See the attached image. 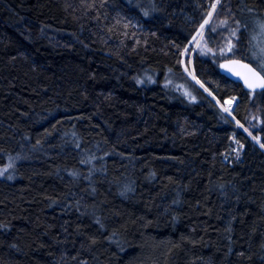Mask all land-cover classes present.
<instances>
[{
  "label": "trees",
  "instance_id": "1",
  "mask_svg": "<svg viewBox=\"0 0 264 264\" xmlns=\"http://www.w3.org/2000/svg\"><path fill=\"white\" fill-rule=\"evenodd\" d=\"M212 3L0 0V264H264V92L183 67L264 0Z\"/></svg>",
  "mask_w": 264,
  "mask_h": 264
},
{
  "label": "snow or ice",
  "instance_id": "2",
  "mask_svg": "<svg viewBox=\"0 0 264 264\" xmlns=\"http://www.w3.org/2000/svg\"><path fill=\"white\" fill-rule=\"evenodd\" d=\"M152 7H155V5H152ZM217 7L215 0H213V3L211 4V9L208 11L207 16L204 18V22L200 25V28L203 29L204 24L208 22V18L213 15L212 10ZM142 11L145 15H148V8H143ZM227 17L223 19L222 22H227ZM235 24L240 25V21L236 20ZM246 27V25H245ZM259 29L260 34H264V20L259 21ZM232 36L236 35V30L234 29L231 33ZM234 49V45L231 39H228L227 41V47L220 48L219 51L221 53H224L227 51L230 56L227 59L221 60V67L226 68L232 72H234L237 76H240L243 78L244 83L248 86L249 89H256L261 88L264 89V45H261L259 48V51H253V55L257 57L259 60V68L260 70H257V67H253L252 63H246L244 59L238 58ZM209 51H212V49H209ZM190 75H193L194 79H199L194 75V73H189ZM137 82H140L139 80ZM191 99H195V96H192L191 93H188ZM223 107V105H222ZM225 111H230V109L225 108ZM239 123V121H237ZM258 139V137H257ZM264 147V144L261 145ZM11 159V158H10ZM9 165H3V168H7ZM3 174V169H0V175ZM3 226V225H0ZM93 239H95L93 237Z\"/></svg>",
  "mask_w": 264,
  "mask_h": 264
},
{
  "label": "rangeland",
  "instance_id": "3",
  "mask_svg": "<svg viewBox=\"0 0 264 264\" xmlns=\"http://www.w3.org/2000/svg\"><path fill=\"white\" fill-rule=\"evenodd\" d=\"M215 14V12H213V15ZM213 15L211 16V18L213 17ZM224 30H227V33L225 34V36L223 38H221L220 42L218 43L217 47L212 49V51H209V49H211V47H209L206 44V40H205V34H206V27L204 28V30L202 31V33L199 35V37L194 41V43L192 44V46H190L185 54L184 60H183V67L185 72L187 73L188 76L193 78V75H190L189 73H194V75L196 76L195 72H194V57L195 54L197 52H199L201 54V56L205 57V58H209L210 60L218 63V65L221 63L222 59H227L229 58L230 54L225 51L224 53H221L219 51L220 48H225L227 47V41L228 39H231L234 45V51L237 54V50L239 49V41H238V35L232 36V30H230V28L227 29V26L224 27ZM254 41L255 43H257V52L259 51V48L261 45H264V34H260V29L258 30L257 34L255 35ZM257 40V41H256ZM194 79V78H193ZM201 87L204 88V86L201 84V82L197 79H194ZM205 89V88H204ZM206 90V89H205ZM230 102H234V104H228V101L225 102L223 104V108L225 110V108L230 109V111H226L229 115H233L235 106L238 102L237 99H233L230 100Z\"/></svg>",
  "mask_w": 264,
  "mask_h": 264
},
{
  "label": "water",
  "instance_id": "4",
  "mask_svg": "<svg viewBox=\"0 0 264 264\" xmlns=\"http://www.w3.org/2000/svg\"><path fill=\"white\" fill-rule=\"evenodd\" d=\"M246 63H248V62H246ZM219 71H220L221 75L224 76L225 78H227L228 80H230L234 83L240 84L243 87V89L248 93H262V92H264V89H261L259 87L254 89V90L249 89L248 86L244 83V80L242 77L237 76L234 72H232L226 68L221 67V63L219 65Z\"/></svg>",
  "mask_w": 264,
  "mask_h": 264
},
{
  "label": "bare ground",
  "instance_id": "5",
  "mask_svg": "<svg viewBox=\"0 0 264 264\" xmlns=\"http://www.w3.org/2000/svg\"><path fill=\"white\" fill-rule=\"evenodd\" d=\"M230 81V80H229Z\"/></svg>",
  "mask_w": 264,
  "mask_h": 264
}]
</instances>
